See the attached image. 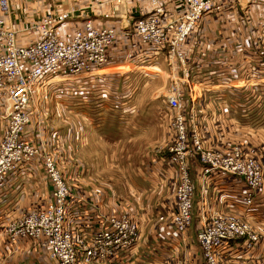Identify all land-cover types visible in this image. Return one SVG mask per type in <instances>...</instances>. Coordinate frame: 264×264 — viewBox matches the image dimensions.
Wrapping results in <instances>:
<instances>
[{
  "label": "crops",
  "instance_id": "obj_1",
  "mask_svg": "<svg viewBox=\"0 0 264 264\" xmlns=\"http://www.w3.org/2000/svg\"><path fill=\"white\" fill-rule=\"evenodd\" d=\"M130 7L125 0H10L5 17L6 26L16 31L20 45L38 38L33 25L46 14L70 12L57 26V32L63 36L86 19L97 26H114L123 33L109 49L108 63L92 83L86 85L81 78L58 77L37 95L39 103L46 106L53 98L55 119L66 114L62 109L67 104V131L55 129L44 138L52 145L48 150L59 166L67 168L63 176L69 187V217L85 231L99 225L106 214L127 212L137 221L138 245L100 264H205L196 242L198 228L216 214L235 215L251 225L259 241L252 248H247L242 239L230 241L222 250L224 264H264V184L256 193L252 207H247L242 202V181L223 174L204 176L202 166L194 157L190 158L194 186L192 223L186 232L177 233L169 223L178 182L177 173L167 160L172 138L166 125L171 118L158 116L156 111L138 110L157 91L156 85L154 95L140 94L142 76H149L148 71L163 70L165 77L159 78L160 85L169 86L172 76L181 77L185 67L194 74L206 70L207 82L191 81L192 94L187 93L196 108L187 119L190 130L199 133L210 148L222 153L241 148L260 163L264 176V25L253 31L250 23L248 32L224 26L228 29L213 32L211 41L205 36V26H201L186 40L183 67L166 50L149 53L141 59V47L130 31L134 18ZM139 7L141 11L146 9ZM194 84L212 91L202 112L197 111L202 100L195 101ZM207 110L211 112L206 113ZM81 113L88 120L89 127L84 131L77 127ZM108 117L117 118L121 139L104 145L106 155L102 160L113 159L121 166L127 157L136 160L137 163H129L132 173L127 178L89 174L95 139ZM38 119L27 127L32 141L40 134ZM109 145L114 146L110 154ZM51 192L41 163L25 166L0 189V264H24L25 241L11 242L6 227L29 211L43 208L50 202Z\"/></svg>",
  "mask_w": 264,
  "mask_h": 264
},
{
  "label": "built area",
  "instance_id": "obj_2",
  "mask_svg": "<svg viewBox=\"0 0 264 264\" xmlns=\"http://www.w3.org/2000/svg\"><path fill=\"white\" fill-rule=\"evenodd\" d=\"M125 1L134 12L130 31L141 47V59L147 58L149 53L166 50L184 67L187 38L220 0ZM245 1L251 6L264 5V0ZM139 6H146V9L141 11ZM9 10L10 0H0V102L4 107L0 189L10 176L18 174L25 166L41 163L52 192L49 203L11 221L6 233L13 243L21 240L37 244L57 264L105 263L119 252L138 245L137 221L121 212L102 216L100 224L91 230L77 227L68 214L67 181L54 158L29 139L27 127L36 118V96L40 89L58 77L81 78L89 85L108 63L109 49L123 33L114 26H97L86 19L63 36L57 32V26L70 12L46 14L33 25L38 38L28 45H20L16 31L5 24ZM187 75L185 67L181 77L172 76V95L166 101L173 112L169 123L172 141L167 160L178 177L171 223L179 234L186 232L192 223L194 186L189 171L190 158L194 157L202 166L204 176L223 174L242 181V202L247 207H252L256 193L264 184L262 166L241 148L234 147L229 153H222L210 148L199 133L190 130L182 112V101L175 95L179 94V90L176 91L179 84L189 95L192 94L191 84L184 81ZM238 239L244 240L247 248H252L259 236L248 222L235 215L216 214L196 233L205 264H224L221 258L223 248Z\"/></svg>",
  "mask_w": 264,
  "mask_h": 264
},
{
  "label": "rangeland",
  "instance_id": "obj_3",
  "mask_svg": "<svg viewBox=\"0 0 264 264\" xmlns=\"http://www.w3.org/2000/svg\"><path fill=\"white\" fill-rule=\"evenodd\" d=\"M219 5H216L214 10L209 13L207 16L202 17L200 20L197 30L201 28V26H205L206 33L208 36V41L212 40V34L213 32L218 33V31H223L228 29V27L224 26H232V30L234 31H249L248 24H252L253 31L260 30L262 25H264V5H250L249 3H246L245 0H220L218 1ZM249 9V11L247 10ZM247 23V27H245V24ZM215 33V34H216ZM137 42V41H136ZM163 64L165 65V62L163 59H161ZM146 63H142L141 65H145ZM149 65V64H146ZM148 73H151L149 76H142V90L140 91V94L142 96H149L153 94V89L157 85L156 93L153 99L148 103H141L140 109H138L140 112H144L147 110L156 111L159 114H163L164 116H168L169 119L172 120V111L167 106V97L172 95V87L171 84L168 86V84H164L163 81L160 85L159 78L165 77V72L162 71H148ZM208 72L206 70H200L198 74L192 73L191 70H188V75L186 78H184V81H188L189 83L198 81L199 83L207 82L206 78L208 76ZM180 77V75H179ZM148 83H151L146 85ZM146 85V86H145ZM160 86V87H159ZM178 86L177 90H179V94H175L176 96H179L180 100L182 101V112H184L186 119L190 116V113L192 111H196V108L192 106L191 101L187 98V92L184 90V86L181 84L176 85ZM194 93H195V101L202 100V103H198L197 111H201L205 108L204 103L209 102V98L212 96V91H208L206 89H199L198 85L194 84L192 85ZM160 88V89H159ZM175 92V91H174ZM153 94V95H154ZM38 95V93H37ZM199 96V97H198ZM37 97V96H36ZM204 100V102H203ZM196 103V102H195ZM37 108L38 111L36 112L35 116L36 119L38 117H41L38 119V125H39V136L36 137V140H33L32 142L34 145L42 148L46 153L51 155L53 157V154L48 150L49 147H52V145L44 138L47 134L52 133V131H55V129L58 130H65L67 131L68 127V114H67V104L63 107L62 111H65L66 114L61 116L60 118L54 117V111H55V103L53 98L50 99V101L46 104L39 103V100L37 99ZM48 108V113L46 112ZM43 110V111H42ZM192 110V111H191ZM126 111H128V108H126ZM4 112L3 104L0 102V138L2 136L3 130H4V121L2 120V115ZM116 112V111H115ZM137 112V109L136 111ZM211 112V110H207L206 113ZM196 113V112H193ZM80 118L77 121V127L84 131L85 128H88L86 124L88 123V120L85 118L84 114H79ZM108 120L105 121V124L102 127V130L98 131V137H96L94 143V149L95 152L92 155V160L90 162L91 167L89 168V174L91 176L95 177H107L106 175L109 174V177L118 178L119 177H128V173L131 174V166L129 163H137L136 160L132 159L131 157H127L126 161L123 163V165H117L116 161H113V159H109L108 162H104L102 160V157L106 155L105 153V146L106 144H112L116 141H119L121 139L120 132L117 131V127L120 126L117 122V118L111 117L107 118ZM170 120V121H171ZM138 123V121H137ZM145 123L144 121H141V124ZM170 123V122H169ZM167 130L169 132V125H166ZM83 137V136H82ZM98 138V139H97ZM103 142V143H102ZM170 146V144H169ZM169 146L167 148L168 154L167 159L169 157ZM112 149H114V146L109 145L108 152L109 154L112 153ZM166 156V155H165ZM54 158V157H53ZM55 160V158H54ZM56 161V160H55ZM57 167L59 171L62 173L66 172V167H60L58 161H56ZM107 164V166H106ZM67 178V176H65ZM48 180V179H47ZM49 182V181H48ZM175 193V192H174ZM127 209V208H126ZM132 209V206L130 205L129 211ZM170 207L168 208L169 212ZM127 213V212H125ZM130 215V213H128ZM132 216V215H131ZM169 223H171V219L169 218ZM140 232V231H139ZM24 264H57L56 261L50 258L47 251L40 248L37 244L32 242H24Z\"/></svg>",
  "mask_w": 264,
  "mask_h": 264
}]
</instances>
